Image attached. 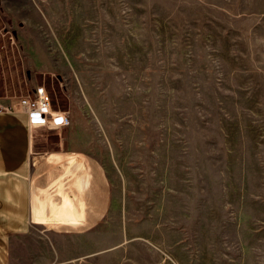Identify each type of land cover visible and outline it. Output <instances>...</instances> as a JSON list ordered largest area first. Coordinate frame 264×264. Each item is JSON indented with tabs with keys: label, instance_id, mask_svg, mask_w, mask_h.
<instances>
[{
	"label": "rangeland",
	"instance_id": "rangeland-1",
	"mask_svg": "<svg viewBox=\"0 0 264 264\" xmlns=\"http://www.w3.org/2000/svg\"><path fill=\"white\" fill-rule=\"evenodd\" d=\"M39 88L110 185L11 264H264V0H0V99Z\"/></svg>",
	"mask_w": 264,
	"mask_h": 264
},
{
	"label": "crops",
	"instance_id": "crops-1",
	"mask_svg": "<svg viewBox=\"0 0 264 264\" xmlns=\"http://www.w3.org/2000/svg\"><path fill=\"white\" fill-rule=\"evenodd\" d=\"M11 107L15 104L0 99V264H11L9 256L14 246L10 238H15L18 251L30 253L23 239L39 230L35 223H59L68 232L80 230L84 203L83 195H72L75 178L77 190L82 187L91 193L104 194L110 185L108 178L103 183L104 168L98 161L89 163L86 152L69 148V126L54 123L30 129L27 116ZM40 129L58 135L56 148L35 149L31 133ZM30 173L34 178L32 188ZM96 173L102 174V179Z\"/></svg>",
	"mask_w": 264,
	"mask_h": 264
},
{
	"label": "built area",
	"instance_id": "built-area-1",
	"mask_svg": "<svg viewBox=\"0 0 264 264\" xmlns=\"http://www.w3.org/2000/svg\"><path fill=\"white\" fill-rule=\"evenodd\" d=\"M11 110H17L23 112L27 116L28 126L32 129L36 125H43L48 122H53L55 117L52 116L50 104L48 99L44 96L43 89H37V96L31 98L30 96L21 97L15 107H11ZM62 118L54 121V123H62L67 120L64 115Z\"/></svg>",
	"mask_w": 264,
	"mask_h": 264
},
{
	"label": "bare ground",
	"instance_id": "bare-ground-1",
	"mask_svg": "<svg viewBox=\"0 0 264 264\" xmlns=\"http://www.w3.org/2000/svg\"><path fill=\"white\" fill-rule=\"evenodd\" d=\"M64 124H67L66 122H64Z\"/></svg>",
	"mask_w": 264,
	"mask_h": 264
}]
</instances>
